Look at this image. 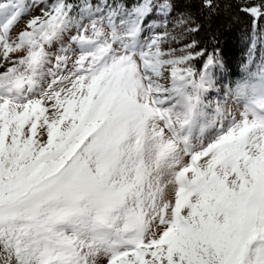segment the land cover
<instances>
[{
	"label": "snow or ice",
	"instance_id": "6c2138e0",
	"mask_svg": "<svg viewBox=\"0 0 264 264\" xmlns=\"http://www.w3.org/2000/svg\"><path fill=\"white\" fill-rule=\"evenodd\" d=\"M101 2L104 17L83 27L73 0L15 33L16 16L0 27V264H264V113L222 109L231 130L197 152L182 137L204 107L193 66L216 55L196 38L197 14L210 20L220 0L186 7L144 42L121 31L131 14L167 18L175 0ZM236 3L264 15V0ZM72 23L80 51L61 49L37 90L45 46Z\"/></svg>",
	"mask_w": 264,
	"mask_h": 264
},
{
	"label": "rangeland",
	"instance_id": "374dc122",
	"mask_svg": "<svg viewBox=\"0 0 264 264\" xmlns=\"http://www.w3.org/2000/svg\"><path fill=\"white\" fill-rule=\"evenodd\" d=\"M58 2L59 0H46V2L33 4L32 0H18V7L11 5L6 8L0 7V27L8 24L16 16L18 17V23H16L15 28L12 30L15 33L30 17L40 16L41 9L55 6ZM3 3H5V0H0V5ZM106 10L104 6L91 8V10H83L78 17L73 19L79 22L80 27H83L89 21L102 19ZM150 17V10L146 8L134 11L126 27H122L121 31L138 34L137 40L144 42L154 32L159 33V23L151 21ZM139 19L143 20L142 25L139 23ZM117 22L120 23L119 18ZM77 30L76 23L69 24L65 28H62L57 36L51 39L45 46L46 55L36 69L35 76H33L37 90H44L50 86V81L53 79L50 73L54 69L56 58L60 54L61 49L70 47L75 52L80 51L78 45L73 43V37L76 35ZM14 55L23 56L25 55V51L22 50ZM4 70V68H0V72ZM257 72V74L249 75L247 79L234 84L227 77L226 71L217 68L210 62L206 64L204 72L200 77L204 81L203 86L194 93L200 97L204 107L195 126L192 129L185 128L182 130V137L187 141V147L190 151L197 152L201 148L217 142L223 135L227 134V131L231 130L230 127L227 129L222 128L218 122V114L222 109H226L234 114L245 110H253L258 114L264 113V67L261 71ZM173 107L175 108L176 105H173ZM151 132L152 129L150 127V136ZM134 143L135 140H133ZM260 161L263 162L264 158L256 162V172L257 175H264V167L258 166ZM96 264H100L99 258H97Z\"/></svg>",
	"mask_w": 264,
	"mask_h": 264
},
{
	"label": "trees",
	"instance_id": "16d2710c",
	"mask_svg": "<svg viewBox=\"0 0 264 264\" xmlns=\"http://www.w3.org/2000/svg\"><path fill=\"white\" fill-rule=\"evenodd\" d=\"M73 2L77 6L72 9L71 17L76 18L83 9L79 6L78 0H73ZM108 2L111 3L112 0H108ZM134 2L135 0H125V3L129 5ZM201 2L202 0H175L177 6L167 18L158 15L156 9H151L150 19L158 23L167 19L168 27L172 28V22L175 20L177 12L183 11L189 6L195 10L201 5ZM225 2L226 0H220L221 9L212 15L210 20H205L208 14L207 10H204L202 14H197V20L201 22L203 29L200 33L195 34L196 38L208 47L210 57L213 48L216 49V55L210 61L195 64L193 72L199 70L201 77L208 62L216 66L221 62L228 72V78L235 84L247 79L249 75L257 74V71H261L264 67V15L251 10L258 17L257 22L248 16L249 9H245L243 13L237 11L236 0H232L231 10L224 11ZM244 2L259 3L260 0H244ZM98 6L105 5L101 0H91V7ZM177 31H181V29H177ZM173 47H178V45L174 44ZM258 166L264 167V161H260Z\"/></svg>",
	"mask_w": 264,
	"mask_h": 264
},
{
	"label": "clouds",
	"instance_id": "9594fccd",
	"mask_svg": "<svg viewBox=\"0 0 264 264\" xmlns=\"http://www.w3.org/2000/svg\"><path fill=\"white\" fill-rule=\"evenodd\" d=\"M135 134H136V133H135V130H134V129L130 130V136H133V137H134Z\"/></svg>",
	"mask_w": 264,
	"mask_h": 264
}]
</instances>
